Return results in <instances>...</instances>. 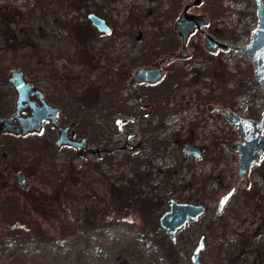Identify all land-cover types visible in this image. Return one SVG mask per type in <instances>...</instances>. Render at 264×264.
<instances>
[{
	"label": "rangeland",
	"instance_id": "rangeland-1",
	"mask_svg": "<svg viewBox=\"0 0 264 264\" xmlns=\"http://www.w3.org/2000/svg\"><path fill=\"white\" fill-rule=\"evenodd\" d=\"M35 1L0 0V10L8 3L24 10ZM172 1L177 8L172 7ZM185 1L40 0L43 15L34 10L27 17L42 29L35 33L37 41L49 43L43 55L52 69L39 80L23 72L24 78L33 80L51 98L47 102L59 106L58 120L73 122L70 130L76 137L82 135L74 123L76 110L92 120L95 131L86 134L85 148L78 153L66 144L53 149L56 131L49 124L25 137L1 136L6 149L4 156L0 153V264H190V252L201 233L204 246L199 251L200 261L226 264V252L236 248L237 238L244 239L255 234L259 225L264 226V206L246 209L242 205V177L222 210H215L219 195L234 178L237 151L231 144L239 137L233 125L207 104H220L241 116L258 118L264 93L253 77L250 57L228 49L209 52L203 48L202 35L193 31L185 41L186 55L180 53L173 59L158 82L137 86L139 97L124 86L126 74L119 79L113 74L131 56L138 57V65H142L166 53L168 44L180 46V37L170 27ZM187 10L206 14L207 31L234 43L248 40L256 20L253 0H200ZM89 11L104 17L109 33L90 26ZM24 21L19 18L16 23L23 25ZM143 39L151 44H143ZM152 45L155 55L148 50ZM248 64L250 73L243 70ZM170 66L184 73L179 80H170ZM11 69L19 68L7 69L5 77ZM226 71L232 75L222 77L220 73ZM73 72H80V76L69 84L66 75ZM90 79L101 85L93 99L85 93L79 95L84 88L80 89V84L87 88ZM2 93L5 105L0 104V114L11 109L15 99L9 87ZM208 95L213 98L205 99ZM185 142L201 149L196 158L181 150ZM88 160L100 161L93 175L84 172ZM68 162L82 173L87 193L103 196L108 186L117 193L125 192L131 214L120 211L106 223L73 227L71 231L48 228L43 233L35 229L30 238L19 231L13 235L11 226L17 215L28 213L34 225L40 224L41 212L32 205L48 203L40 192L51 193L56 184L52 174L60 173ZM254 166L248 169L247 182L260 187L264 178ZM18 171L23 173L21 183L16 180ZM171 198L200 200L205 205L201 215L176 230L173 241L157 220ZM66 201L77 216H84L86 196ZM208 223L210 230H204ZM47 224L45 221L43 226ZM260 241V253L264 254V235ZM251 259L249 252L233 264H254ZM256 264H264L262 255Z\"/></svg>",
	"mask_w": 264,
	"mask_h": 264
},
{
	"label": "trees",
	"instance_id": "trees-1",
	"mask_svg": "<svg viewBox=\"0 0 264 264\" xmlns=\"http://www.w3.org/2000/svg\"><path fill=\"white\" fill-rule=\"evenodd\" d=\"M43 6V4H40V0H37V2H33L24 10L13 8L10 3L1 7L5 8L2 11L0 10V74H2L0 77L1 105H5V102L3 101L4 94L2 92L7 87L11 89L5 77L7 69L11 67L20 68L27 75L32 73L31 78L38 80L39 76H44L46 72L48 73L52 69L50 66V60L46 59V56L43 55V53L47 52L48 48H46V46L49 43L37 41L35 33H37V29L42 32V29H40V27L37 26L35 22H32L30 18H27L33 14L34 10H39L40 15H43ZM177 6L178 5L176 4V1H172V7L177 8ZM19 18L23 19V21L25 20L23 25H17L16 22ZM33 24L36 26V28ZM172 27L173 26L170 27L171 30L174 29ZM218 37L222 38L220 35H218ZM142 43L151 44L146 39H143ZM135 60L136 58L132 59L133 65L136 63ZM243 70H246V72L250 73V65L248 64L245 66ZM52 72L54 73V69ZM227 73L232 75L228 71L220 74L223 75L222 77H226ZM121 74L122 73H120V75ZM183 74L184 73H179L177 70L173 69L170 71L169 78L170 80H179ZM77 75L78 74L74 73L68 75V77H72L71 79H74L77 77ZM62 78L64 79V77ZM58 80L62 81V79ZM67 83L70 84L71 80H69ZM87 83V88H85V84H83L84 88L82 87L83 89L79 95H83L85 93L89 98L93 99L92 95L98 94V89L101 85L95 80H87ZM71 92L72 94L76 93V91ZM44 97L47 100L51 99L47 94H45ZM152 97H154V95H151V98ZM155 98H158V96H155ZM210 98H213V96L208 95V97L205 99L209 100ZM74 123H76L75 126L79 134L82 133L86 136V134L91 135V133L95 131V126L92 123V120L85 113H78V110L75 112ZM55 147L56 146L52 145L53 149H55ZM99 162L100 161L97 160H88L85 165L84 172H87L86 174L93 175L98 171L97 163ZM254 171L264 178V157H260L259 160L255 162ZM81 174L82 173L75 169L74 166L69 162L65 164L60 173L57 171L55 174H52V177L54 176L53 178L56 180V184H54L51 193L49 194L46 190H42L40 192L42 198H46L48 203L32 205V208L39 209L41 212L39 218L40 224H42V226L40 224L34 225V219L28 213L17 215V220L15 223H13L14 225L12 224L11 226L13 235L21 232L25 237L30 238L29 236L34 233L35 229L43 233L47 231L48 228L53 230L64 229L65 231H71L73 227L80 228L82 226L92 224L106 223L110 219H114L112 216L113 214H118L120 211H123L125 214H131V207L128 206L127 203L129 198H127L125 192L121 190L119 193H117V189H113L112 187L108 186L107 194L103 196H97L92 192L89 194V192H86L87 189L85 190L84 187H82V183L85 181L83 178H81ZM261 187L263 188V192H260V188L259 186L255 185V182H252L250 184L247 183L244 188H242V205L244 208L257 209L264 206V182L262 183ZM82 189L84 190L82 191ZM115 193L118 194V196ZM85 196L88 198V204L85 206L86 213L84 216H77V212L71 210V204L70 202H67L66 199H80L81 197ZM195 202H200V200H196ZM57 210H60L63 213L60 215L58 214ZM62 217H66V221H63ZM45 221L46 223L48 221L46 228L43 226ZM220 225L224 224H221L220 222ZM210 228V223L204 226V230H210ZM260 242V234L245 236L244 239L240 237L237 238L236 248L226 252V264H233L234 261L239 259L241 256L243 257L245 255L244 253L250 252L252 254V258H255L258 254L260 255ZM215 264H220L219 260H217Z\"/></svg>",
	"mask_w": 264,
	"mask_h": 264
},
{
	"label": "water",
	"instance_id": "water-1",
	"mask_svg": "<svg viewBox=\"0 0 264 264\" xmlns=\"http://www.w3.org/2000/svg\"><path fill=\"white\" fill-rule=\"evenodd\" d=\"M253 1L256 20L250 30L248 40L244 43H234L221 39L207 31L205 28L207 23L206 15L187 10L188 7L199 3L200 0H186L184 2L173 21V28L180 37V50H183V55L186 54V38L194 29L198 30L202 35L203 48L209 52H214L217 49H228L247 54L250 57L253 77L258 81L264 93V6L261 0ZM86 16L97 30L103 32L109 31V26L101 16L91 11L87 12ZM167 57L165 55L162 60H166ZM161 72L159 63L153 67H138L132 73V80L154 82L160 78ZM7 80L15 90V106L9 115H0V128L7 127L11 117L24 105L28 95L35 94L37 100L27 101L26 103L31 108V114L26 117L17 116L18 123L9 125L8 128L20 129L21 131L29 128L38 130L41 122L48 120L57 131L56 138L53 141L55 146L66 144L79 150L85 145V136L73 138L67 134L68 125H62L57 120L58 107L45 101L43 92L38 87L34 88V84L24 78L22 69H11ZM207 108H213L220 112L233 125L239 137V140L231 144L237 151V167L234 178L229 187L219 195L216 201L215 210L218 213L233 194L239 178L242 177L246 185L248 183L247 172L249 167L258 161L260 157H264V106L256 119L241 116L230 109H225L220 104H207ZM181 150L192 153L193 158H196L200 154L199 147L190 143H184ZM16 175L17 182L21 183L23 177L22 171H18ZM204 209L205 205L202 202L180 201L171 198L167 202V207L158 215V223L167 237L173 241L176 230L187 220L197 218L204 212ZM203 237L202 233L199 234L190 252V264H203L199 259V251L204 246Z\"/></svg>",
	"mask_w": 264,
	"mask_h": 264
},
{
	"label": "flooded vegetation",
	"instance_id": "flooded-vegetation-1",
	"mask_svg": "<svg viewBox=\"0 0 264 264\" xmlns=\"http://www.w3.org/2000/svg\"><path fill=\"white\" fill-rule=\"evenodd\" d=\"M262 1V4H263V6H264V0H261ZM91 12H93V13H95V14H97L96 12H94V11H91ZM193 12V11H192ZM194 13H196V12H194ZM87 14V13H86ZM98 15V14H97ZM206 15V14H205ZM100 16V15H99ZM87 17V16H86ZM102 17V16H101ZM207 17V16H206ZM103 19H104V17H102ZM89 20V19H88ZM104 21H105V19H104ZM106 22V21H105ZM207 22H208V18H207ZM107 23V22H106ZM89 24H90V26L92 27V28H94L95 29V31H99V30H97L92 24H91V22H90V20H89ZM207 24V23H206ZM108 25V24H107ZM109 26V25H108ZM207 30V29H206ZM193 31H198V30H196V29H194ZM192 31V32H193ZM110 32V26H109V31L108 32H105V33H109ZM199 32V31H198ZM191 33V32H190ZM177 34V33H176ZM189 35V34H188ZM169 45V49L167 50V52L166 53H160V55H159V57L156 59V60H152V59H150L148 62H146V63H143L142 65H138V64H140V60L138 59V57H136V56H134V57H129L128 58V60H126L125 62H122L119 66H117V68L115 69V71H114V76L117 78V79H119L120 77H123L125 74H126V76H127V80H124V86L125 87H127V88H129V90H130V92H131V94H133L134 96H138L139 97V92H138V89H137V86H141L142 84H145V85H151V84H154V83H156V82H158L159 81V79L161 78V76L163 75V72L165 71V69H166V67L168 66V64L173 60V59H175V58H178L179 56H180V53H183V50L181 51L180 50V46H181V44H180V46L178 47V48H175V45L174 44H168ZM177 49V51H175ZM148 50L150 51V53H152V55H155L156 53H157V50H155L154 49V47H153V45L151 46V48H148ZM158 53H159V51H158ZM187 53V52H186ZM165 55H167L168 57H167V59L166 60H162V58L165 56ZM186 55V54H185ZM134 58H136V60H135V62H136V64L135 65H137L136 67H134V69H133V67L132 66H134L133 64H132V59H134ZM159 63V65L161 66V70H162V72H161V76H160V78L158 79V80H156V81H154V82H146V81H138V80H132V73H133V71H135L138 67H153V66H155V65H157ZM162 63H167V65H165V64H162ZM170 65V64H169ZM173 69H176V67L175 66H170L169 67V69H167V70H169V72L171 71V70H173ZM73 73H79L78 75H77V77L76 78H74V79H77L79 76H80V72H73ZM120 73H122L121 75H120ZM170 74V73H169ZM68 75H70V74H68ZM68 75H66V76H68ZM65 76V77H66ZM119 76V77H118ZM83 77H85L84 75H83ZM72 78V77H71ZM71 78H68V80H71V81H74V79H71ZM6 79H7V77H6ZM90 80H93V79H90ZM7 82H8V80H7ZM32 83H33V81H31ZM8 84H9V86L11 87V90H13L14 92H15V90H14V88H13V86L8 82ZM34 84V83H33ZM83 84L84 83H82V84H80V86H79V88L81 89L82 87H83ZM34 86V88L36 87L35 86V84L33 85ZM140 91H141V89H139ZM42 91V90H41ZM16 96V95H15ZM43 96H44V94H43ZM44 99H45V97H44ZM37 100V98H36V96H35V94H30V95H28V97H27V99H26V101H25V103H24V105L22 106V107H20V109L18 110V112L16 113V114H14L12 117H11V119H10V121L8 122L9 124L7 125V127H5V128H0V139H1V136L2 135H6V136H15V137H25L26 135H28L29 133H32V132H34V131H36V129H31V128H29V129H26V130H24V131H21L20 129H17V130H15V129H10V128H8V126L9 125H15V124H17L18 123V121H17V116L18 117H26L27 115H30L31 114V108H30V106L28 105V104H26L27 103V101H36ZM45 101H46V99H45ZM47 102V101H46ZM49 103V102H48ZM50 104H52V103H50ZM52 105H55V104H52ZM14 106H15V99H14V102H13V106H12V108L11 109H9L7 112H5V113H1L0 115H5V116H7V115H9L10 114V112L12 111V110H14ZM55 106H57L58 107V109H59V106L58 105H55ZM59 111H60V109H59ZM59 113V112H58ZM57 120H58V115H57ZM59 121V120H58ZM60 122V121H59ZM61 123V122H60ZM43 124H45V125H50V127H53L54 128V130L56 131V128L54 127V125H52L48 120H44V121H42L41 122V125H40V128H41V126L43 125ZM62 125H64L63 123H61ZM65 125H68V129H67V134L69 135V136H71V137H73V138H78V137H76V135L74 134V131H71L70 130V128H71V126L70 125H73V122H72V124H65ZM56 135H57V131H56ZM55 135V136H56ZM80 136H85V135H80ZM54 141V140H53ZM52 141V142H53ZM185 143H190V142H185ZM146 144V143H145ZM190 144H192V143H190ZM85 145H86V142H85ZM85 145L81 148V149H79V150H77V149H75L74 147H71V148H73L74 149V151L75 152H82V150L85 148ZM55 146V145H54ZM6 147V144L4 143V141H0V153H1V155L2 156H4L5 155V151L3 150V149H6L5 148ZM182 147V146H181ZM200 149V148H199ZM200 151H201V149H200ZM8 152H11V149H8ZM184 152V151H183ZM186 152V151H185ZM188 153H190V152H188ZM191 155H192V153H191ZM260 189L259 190H263V188L260 186L259 187ZM219 213V212H218ZM258 228H260V229H258V231L257 232H255V234H257V235H259L260 234V236L262 237V235H264V226H261V225H259L258 226ZM255 231H256V229H255ZM244 254H247V253H244ZM262 255V257H264V254H263V252H262V254L260 253V255L258 254L255 258H253V259H251V261H254V264H256V262H257V260L259 259V257Z\"/></svg>",
	"mask_w": 264,
	"mask_h": 264
}]
</instances>
